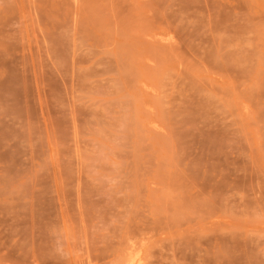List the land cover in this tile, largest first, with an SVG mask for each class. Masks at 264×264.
I'll return each instance as SVG.
<instances>
[{
    "label": "rangeland",
    "instance_id": "1",
    "mask_svg": "<svg viewBox=\"0 0 264 264\" xmlns=\"http://www.w3.org/2000/svg\"><path fill=\"white\" fill-rule=\"evenodd\" d=\"M0 264H264V0H0Z\"/></svg>",
    "mask_w": 264,
    "mask_h": 264
}]
</instances>
